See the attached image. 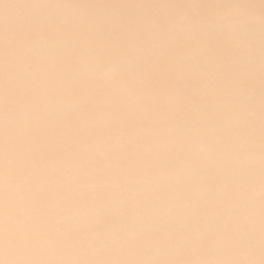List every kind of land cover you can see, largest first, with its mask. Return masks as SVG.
Returning a JSON list of instances; mask_svg holds the SVG:
<instances>
[{
    "label": "bare ground",
    "instance_id": "6f19581e",
    "mask_svg": "<svg viewBox=\"0 0 264 264\" xmlns=\"http://www.w3.org/2000/svg\"><path fill=\"white\" fill-rule=\"evenodd\" d=\"M0 264H264V0H0Z\"/></svg>",
    "mask_w": 264,
    "mask_h": 264
}]
</instances>
